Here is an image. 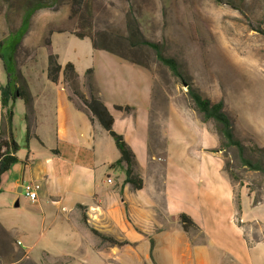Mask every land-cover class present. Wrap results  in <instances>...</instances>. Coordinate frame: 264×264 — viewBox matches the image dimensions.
Instances as JSON below:
<instances>
[{
  "label": "crops",
  "instance_id": "0c3cea01",
  "mask_svg": "<svg viewBox=\"0 0 264 264\" xmlns=\"http://www.w3.org/2000/svg\"><path fill=\"white\" fill-rule=\"evenodd\" d=\"M53 13L34 8L17 47L13 48L11 42L2 46L17 95H28L29 102L17 97L12 103L11 127L19 145L15 153L18 161L1 175L0 195L7 192L20 205L21 184L39 182L41 189L37 200L31 202V215L39 219L41 236L63 235L58 242L71 241L69 245L58 244L55 238L56 246L43 245L41 252L50 257L80 254L87 234L91 236L90 228H94L127 242L118 247V253L125 257L121 259L133 257L150 264H264V239L247 238L243 224L248 218L243 204L247 201L250 207L264 205H253L247 193L237 192L223 170L221 157L207 151L215 136L206 121L183 106H169L165 116L157 119L152 109L151 72L94 48L88 36L82 39L89 41L86 54L92 61L87 59L79 70L73 49L66 45L58 49L57 38L52 41L57 33L65 34L66 39L77 37L73 33L75 19L68 12L66 16ZM57 20H69L70 24L57 26ZM21 21L22 18L12 30H0L10 35L5 41L13 38ZM50 53L57 56L61 66L66 62L74 65L85 94L84 72L92 69L99 97L113 117L112 127L135 155L136 172L143 181L140 189L124 182L123 168L112 165L120 155L114 139L68 98L62 71L58 82L48 79ZM2 74L5 79H0V98L9 80L0 58V78ZM4 112L1 104L0 127ZM16 128L24 133L23 139L16 136ZM27 128L30 136L26 142ZM180 213L187 214L195 227L184 230L178 219ZM10 226L0 217L3 264L23 262L32 246L24 243L25 249L17 250L6 247L1 234L7 233ZM53 227L61 228L60 235ZM19 243L22 242L16 240V245ZM86 250L102 264H111L109 256L106 260L102 253ZM16 253L20 257L14 260Z\"/></svg>",
  "mask_w": 264,
  "mask_h": 264
},
{
  "label": "rangeland",
  "instance_id": "374dc122",
  "mask_svg": "<svg viewBox=\"0 0 264 264\" xmlns=\"http://www.w3.org/2000/svg\"><path fill=\"white\" fill-rule=\"evenodd\" d=\"M77 1L79 3L73 6V0H0V30L14 29L24 11L40 7L62 16L68 12L75 19L74 30L91 34L100 45L121 50L123 47L130 48L126 38L132 26L137 24L146 39L159 43L163 53L177 61L182 76L204 97L212 102H222L235 136L247 146V156L253 154V150H248L250 147L264 146V36L259 31L264 29V0ZM75 7L78 11L74 10ZM55 24L68 26L70 23L69 20H57ZM6 37L7 34L0 33V41ZM71 38L66 39L65 34L57 33L52 41L56 42L58 49L65 45L71 47L73 59L78 69L82 70L87 59L92 61L86 54L89 41L75 36ZM10 41L3 46H9ZM132 56L150 67L153 77L152 109L157 119L165 116L169 106L191 108L195 116L202 119L180 78L156 59L151 48L134 47ZM0 79L4 80L5 74ZM173 117L176 119L175 113ZM206 124L215 136L214 144L207 147V151L221 157L223 168L226 167L234 176L230 179L234 189L247 193L251 204L264 205V175L241 166L233 148L220 146L221 136L214 120L209 119ZM15 134L23 139L21 130L16 128ZM18 196L20 205L14 207L15 198L11 194L0 195V217L11 225L7 233L1 234L5 246L17 250L25 249L24 243H32L27 259L16 264H87V260L89 264H102L101 259L97 261L87 248L95 254L102 253L106 260L109 256L111 264H119L120 261L121 264H150L151 261L145 263L133 257L131 260L121 259L125 257L118 253L121 250L119 245L102 243L90 231L93 237L87 234L80 254L63 257L44 255L41 248L43 245L56 246L55 238L58 244L69 245L71 241L65 244L60 239L61 242H58L63 235L59 238L46 234L41 236L39 219L31 215V201L22 193ZM83 213L82 223L85 218ZM243 213L248 218L243 225L249 241L264 239V206L250 207L245 201ZM52 229L59 235L62 231L61 228ZM16 240L22 243L16 245ZM19 257L20 254L16 253L14 260ZM0 264H3L1 260Z\"/></svg>",
  "mask_w": 264,
  "mask_h": 264
},
{
  "label": "trees",
  "instance_id": "16d2710c",
  "mask_svg": "<svg viewBox=\"0 0 264 264\" xmlns=\"http://www.w3.org/2000/svg\"><path fill=\"white\" fill-rule=\"evenodd\" d=\"M79 3L77 0H73V6ZM75 11H78L76 7ZM31 15V10H26L23 13L22 21L13 36L17 37L11 39V44L13 48H16L20 42L23 33L27 29V24L29 17ZM131 25V24H130ZM264 36V29L259 30ZM77 37L82 38L88 36L91 40L92 46L94 48L104 49L108 52L116 54L117 56L127 59L133 64L142 66L143 68L150 71V67L144 62L136 59L132 56V51L134 47L147 46L151 48L155 54L156 59L167 66L171 73L180 78L183 85L186 87V93L189 96L193 107L201 114L203 121H208L209 119L214 120L217 127V132L221 136L220 146L225 148H233L236 156L239 160V164L248 170L258 171L264 175V146L255 145L250 147L248 150L252 151V156H247V146H245L240 139L235 136L233 124L223 109V104L221 101L212 102L209 98L204 97L199 89L191 84L190 81L185 79L180 70L177 61L170 56L163 53L162 47L159 43L150 41L146 39L137 27V24L132 26V30H129L127 36V41L129 42L130 48H122L121 50H115L104 45L97 43L96 39L91 34H81L75 30L73 32ZM8 35L3 41H0V58L3 61V66L8 72L9 80L7 85L2 89L1 92V104L5 108L3 115V120L1 121L0 127V182L1 175L7 171L11 164L18 161L15 155L16 151L19 149V145L14 141L12 135V103L17 97H22L25 103L29 102V96L19 93L17 95V87L12 84L11 73L8 71L4 54L2 51V46L9 39ZM62 71V84L69 91L68 98L75 104V106L84 111L91 121L96 120L105 129L108 134L114 139L115 145L119 150V158L112 164L116 166H121L125 173L124 182H128L132 185L134 189H140L143 185L141 177L136 172V159L135 155L127 144L123 136L116 131H114L113 117L108 111L107 107L101 101L99 97L98 87L95 83L92 69L88 68L84 72V87L86 89V94L83 93L80 87V82L78 75L75 71L74 65L71 62H66L64 66H61L57 62V56L50 53L47 57V77L48 79L56 83L59 80V74ZM117 109L129 110V106H116ZM30 136L28 128L25 130L26 142ZM227 172L230 179H233L231 172H228L227 168H223ZM179 222L184 230L195 227L192 219L185 213H180L178 215ZM91 232L100 238L102 243H108L109 245H122L126 244V241H119L112 237L111 235L103 234L94 228H90ZM152 247L153 241L150 242L149 255L152 257Z\"/></svg>",
  "mask_w": 264,
  "mask_h": 264
},
{
  "label": "built area",
  "instance_id": "2783aa9c",
  "mask_svg": "<svg viewBox=\"0 0 264 264\" xmlns=\"http://www.w3.org/2000/svg\"><path fill=\"white\" fill-rule=\"evenodd\" d=\"M1 105V99H0ZM108 182H111L110 178H107ZM20 192L26 197L28 200L35 201L38 198L39 191L41 189V185L39 182H25L21 184Z\"/></svg>",
  "mask_w": 264,
  "mask_h": 264
},
{
  "label": "water",
  "instance_id": "95a60500",
  "mask_svg": "<svg viewBox=\"0 0 264 264\" xmlns=\"http://www.w3.org/2000/svg\"><path fill=\"white\" fill-rule=\"evenodd\" d=\"M14 205L17 206V205H18V201H16V202L14 203Z\"/></svg>",
  "mask_w": 264,
  "mask_h": 264
}]
</instances>
